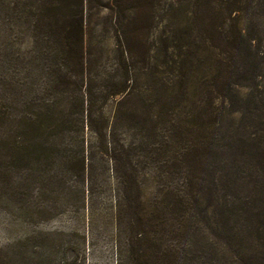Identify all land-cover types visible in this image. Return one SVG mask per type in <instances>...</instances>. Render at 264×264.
Instances as JSON below:
<instances>
[{
  "label": "rangeland",
  "instance_id": "obj_1",
  "mask_svg": "<svg viewBox=\"0 0 264 264\" xmlns=\"http://www.w3.org/2000/svg\"><path fill=\"white\" fill-rule=\"evenodd\" d=\"M61 1L0 0V102L10 112H17L31 96H49L43 88L57 68L49 51L54 52L60 35L62 20L56 7ZM66 1L81 8L87 38L108 54L103 59L106 67L116 60V36L127 45L125 64L140 93L127 98L121 110L109 101L104 112L110 146L122 145L133 155L128 162L120 160L113 174L99 140L86 129L90 154L84 173L31 176L16 169L11 176H0V264H117V250L125 248L133 234L125 220L116 219L117 202L129 215L145 220L141 211L125 203L138 210L141 206L147 215L166 205L164 195L189 199L198 194L204 205L224 213L264 190L252 147L232 140L238 114L224 118L230 131L215 124L214 131L194 134L192 113H208L221 105L207 90L212 69H207L205 57H199V82L182 92L175 72L176 62L190 47L186 35L194 36L202 49L208 45L206 37L213 36L215 47H208V61H224L228 48L221 40L234 34L235 27L254 38L252 51L258 47L264 52V0ZM203 120L204 125L210 121ZM58 164L60 159L54 168ZM124 173L134 176V183L127 182L126 199L116 178ZM166 212L164 226L153 222L135 228V234L146 235L147 242L140 244L147 248L144 258L157 263L153 254L162 258L163 252H170L168 258L175 264L221 261L226 247L205 245L186 226L177 229L176 215L168 214L167 205ZM247 244V252L257 247ZM201 247L202 254L190 258L182 253Z\"/></svg>",
  "mask_w": 264,
  "mask_h": 264
},
{
  "label": "trees",
  "instance_id": "obj_2",
  "mask_svg": "<svg viewBox=\"0 0 264 264\" xmlns=\"http://www.w3.org/2000/svg\"><path fill=\"white\" fill-rule=\"evenodd\" d=\"M66 2L62 0L56 7L60 10L62 23L54 52L49 51L50 58H54L57 64V68H53L54 76L50 84L47 83L43 88V94L48 93L49 96H31L22 102L15 113L8 111L7 105L0 102V176H11L16 169H22L31 176L84 173L90 154L83 134L86 129L99 140L100 153L102 157H107L113 174L117 173L120 160L128 162L130 155H133L122 145L110 146L106 139L109 119L104 112L109 101L116 102L117 109L121 110L127 98L140 93L134 84L133 73L125 64L124 54L129 52L127 45L122 36H116L117 47L113 52L116 60L110 68L106 67L103 59L108 54L94 47L87 38L81 8L76 6L78 4L67 5ZM185 37L189 39L190 47L175 61V72L179 76L178 92L199 82V57L203 56L207 69H212L207 90L221 100V105L208 113H192L194 134L214 131L211 127L215 124L226 132L230 129V123H226V126L223 124L225 116L232 118L233 114H238L232 140L237 142L238 139L242 145L252 147L253 153L259 158L260 173L264 176V52L259 51L258 47L252 51L251 40L254 38L249 33H242L237 27L234 34L226 37L225 42L221 40L228 48L224 51V61L207 60H212L208 47H215L213 36L206 37L208 45L203 49L194 36ZM175 94L170 91L171 96ZM204 117L210 120L205 125ZM112 141L118 142L113 138ZM58 151L65 154L58 155ZM57 159H60L61 164L54 168ZM127 174L116 176L125 193L123 199L128 198L127 182L134 183V176ZM163 199L168 214L176 215L173 221L177 229L186 226L194 235H199L205 245L220 244L226 247L222 248L225 255L217 264H264V190L243 201L244 207L242 204L237 210L234 211L232 207L224 213L204 205L198 194L191 195L189 199L176 194L171 197L164 195ZM166 205L146 215L141 206L138 210L137 206L126 202V208L133 207L136 212L141 211V215L146 216L143 220L126 213L121 203L117 202L116 219L119 223L125 220L133 233L128 237L126 247L117 250V264H175L174 259L168 258L170 252H163L162 258L156 256L157 252L153 254L157 263L144 258L147 248L140 247V244L147 242L146 235L134 232L141 223L149 225L159 222L164 226ZM198 223L202 226H198ZM164 231L165 227H162ZM247 243L257 246L253 252H247L250 249ZM197 250H182V253L185 258H190L202 254L204 248Z\"/></svg>",
  "mask_w": 264,
  "mask_h": 264
}]
</instances>
